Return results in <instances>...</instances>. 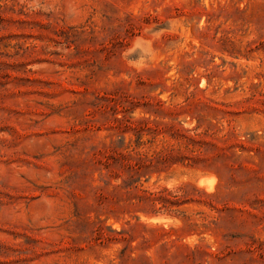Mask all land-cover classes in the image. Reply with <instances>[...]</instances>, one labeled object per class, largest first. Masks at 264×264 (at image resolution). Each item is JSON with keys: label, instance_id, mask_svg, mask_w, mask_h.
Returning a JSON list of instances; mask_svg holds the SVG:
<instances>
[{"label": "rangeland", "instance_id": "374dc122", "mask_svg": "<svg viewBox=\"0 0 264 264\" xmlns=\"http://www.w3.org/2000/svg\"><path fill=\"white\" fill-rule=\"evenodd\" d=\"M0 264H264V0H0Z\"/></svg>", "mask_w": 264, "mask_h": 264}, {"label": "bare ground", "instance_id": "6f19581e", "mask_svg": "<svg viewBox=\"0 0 264 264\" xmlns=\"http://www.w3.org/2000/svg\"><path fill=\"white\" fill-rule=\"evenodd\" d=\"M212 178H213V177H212ZM199 184H200V185H204V186H206V187L209 188V189L212 188V185L209 184V183H207L204 179H201V180L199 181Z\"/></svg>", "mask_w": 264, "mask_h": 264}]
</instances>
